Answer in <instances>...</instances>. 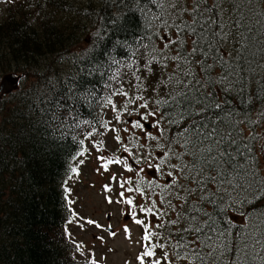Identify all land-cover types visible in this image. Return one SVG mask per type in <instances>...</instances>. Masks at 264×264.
Returning <instances> with one entry per match:
<instances>
[{
	"label": "snow or ice",
	"instance_id": "1",
	"mask_svg": "<svg viewBox=\"0 0 264 264\" xmlns=\"http://www.w3.org/2000/svg\"><path fill=\"white\" fill-rule=\"evenodd\" d=\"M114 3L143 18L144 35L135 46L119 38L114 41V48L126 50V58L109 54L106 63L89 71L107 76L109 91L98 97L93 90L83 99L110 109L115 124L103 120L96 126L80 119L75 111L79 94L71 86L47 101L53 105L45 109L49 119L70 128L91 125L79 141L76 157L90 153L85 140L114 133L126 156L114 153L96 159L104 172L117 165L135 173L119 178L113 173L110 180L119 184V199L106 200L128 206L121 214L142 227L138 264H264V168L255 150L264 139V9L256 11L253 0ZM120 19L108 23L118 29ZM96 36L103 38L100 30ZM129 76L126 89L124 77ZM117 96L125 98L121 106L113 99ZM125 114L139 118L123 121ZM122 122L144 133L143 138L133 133L124 142L120 132L129 133L130 128L115 126ZM92 148L105 151V141H92ZM71 173L78 176V167ZM64 191L70 193L67 187ZM104 191L111 193L113 188L105 184ZM136 196L143 202L137 204ZM84 223L104 229L92 219ZM111 229L109 224L108 235L115 237ZM123 231L130 238L127 225ZM65 234L70 236L67 228ZM82 248L75 244L77 252ZM88 264L97 261L90 259Z\"/></svg>",
	"mask_w": 264,
	"mask_h": 264
},
{
	"label": "trees",
	"instance_id": "2",
	"mask_svg": "<svg viewBox=\"0 0 264 264\" xmlns=\"http://www.w3.org/2000/svg\"><path fill=\"white\" fill-rule=\"evenodd\" d=\"M19 5V10L9 5L0 19V77H21L17 92L0 99V264H88L89 259L75 260L77 251L65 234L74 210L64 188L79 141L91 125L59 126L45 109L53 106L47 101L58 98V90L71 86L79 94V118L99 126L104 108L83 97L93 90L103 97L109 81L89 71L106 63L109 54L126 58L114 41L135 46L144 35L143 18L114 0H24ZM253 7L264 9V0H253ZM115 17H122L118 29L108 23ZM129 79L124 77L126 89ZM261 145L264 139L255 145L264 168Z\"/></svg>",
	"mask_w": 264,
	"mask_h": 264
},
{
	"label": "rangeland",
	"instance_id": "3",
	"mask_svg": "<svg viewBox=\"0 0 264 264\" xmlns=\"http://www.w3.org/2000/svg\"><path fill=\"white\" fill-rule=\"evenodd\" d=\"M24 0H14V2H4L0 0V19L5 15L6 9L9 5H13L15 10H19L21 6H17L18 3H23ZM66 63V62H65ZM4 77H0V83ZM21 87V83L11 91L10 95H13ZM9 94V93H7ZM10 95L3 97L0 94V99L2 101H7ZM124 97L118 96L114 101L118 106H121L124 102ZM140 111H143L142 109ZM102 120H111L113 124L115 121L113 119L114 114L110 109L104 108L102 113ZM139 117L137 115H127L122 117L123 121L136 120ZM116 127H129L130 125L121 123L115 125ZM155 132V129H152ZM104 132V130H103ZM140 136L143 138L144 133L139 130H132L130 128L129 133L120 132L122 140L128 142L132 139V134ZM114 133L105 132L104 135L100 137L93 136L85 141L84 147L90 149V153L86 154L84 157H78L74 167H78L79 175L71 176L72 178L68 181V188L70 193L68 197L73 201L72 208L76 216H74L73 223L69 229L70 231V241L71 246L75 247L76 243L83 245L81 252H77L74 255L75 260L84 261L87 259H95L97 264H138L137 255L142 251L141 237L143 234V229L141 226L136 225L132 218L128 215H122V211H127L128 206L122 203H111L109 204L106 200V196H111L113 201L119 199L118 193L121 191L119 184L117 182H112L110 176L115 173L118 178L122 175L123 177L135 176V173H128L123 170L122 166L111 165L109 172H104L100 168V161L96 159L97 155H104L106 157L112 156L114 153L120 156H126L122 152L121 145L118 144L113 139ZM92 141H105L106 150L97 153L92 148ZM163 142V141H161ZM139 143H144L141 139ZM153 147L150 149L155 151L154 142H150ZM131 147V144L129 145ZM83 159L84 163L79 164V160ZM131 163V158H129ZM133 167L136 165L133 164ZM100 168L99 171L97 169ZM149 178H151V173H149ZM110 184L113 188L111 193H106L104 191V185ZM126 195H128L126 193ZM135 202L137 204L143 201L139 196H136ZM83 218V219H81ZM139 218H143L142 216ZM92 219L104 226V229H96L92 225L84 223V220ZM153 223H155V218ZM112 225V231L116 232L115 237H110L108 235L107 226ZM82 225V227H81ZM127 225L130 229V238H126L123 228ZM102 236L103 242L96 237ZM71 251V248H70ZM72 251H74L72 249ZM158 252V251H157ZM158 256L161 253L158 252Z\"/></svg>",
	"mask_w": 264,
	"mask_h": 264
},
{
	"label": "water",
	"instance_id": "4",
	"mask_svg": "<svg viewBox=\"0 0 264 264\" xmlns=\"http://www.w3.org/2000/svg\"><path fill=\"white\" fill-rule=\"evenodd\" d=\"M20 80H21V77H15V76L4 77L0 83V93L1 94L10 93L12 90H14L18 86V83L20 82Z\"/></svg>",
	"mask_w": 264,
	"mask_h": 264
}]
</instances>
